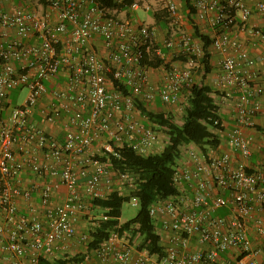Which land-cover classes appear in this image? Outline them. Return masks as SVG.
Instances as JSON below:
<instances>
[{
    "label": "built area",
    "instance_id": "2783aa9c",
    "mask_svg": "<svg viewBox=\"0 0 264 264\" xmlns=\"http://www.w3.org/2000/svg\"><path fill=\"white\" fill-rule=\"evenodd\" d=\"M158 1L171 23L177 24L175 3ZM45 2L56 13V24H51L49 14L39 16L22 8L0 11V116L12 90H28L24 104L0 119V212L4 216L0 252L9 264H38L40 257L55 258L58 250L66 251L77 238L76 222L87 214L84 198L103 199L112 192L124 195L134 188V176L113 171L108 160L99 158L117 156L113 147L127 146L142 155L159 150L157 133L136 118L133 99L153 104L158 98L164 105H178L183 90L193 85V70L203 55L201 45L190 34L165 40L168 54L186 61L171 64L154 87L143 59L151 52L164 59L166 54L157 47L154 32L147 26L133 25L97 0H85L86 4L81 0ZM193 6L196 20L213 15L210 26L224 29L216 33L211 48L221 57L222 82L237 93L235 124L226 133L225 142L238 156L248 159L254 153L252 139L244 137L242 130L252 126L256 114H263L258 98L264 88L255 85L256 74L247 72L254 60L229 29L235 20L245 24L254 12L264 17V0H257L253 9L243 0H193ZM141 7L150 10L139 1H134L130 10ZM245 31L264 44V31ZM9 33L13 38L4 46L1 40ZM31 35H36L38 42L25 44ZM93 39L102 40L106 59L86 48ZM59 74L65 77V85L52 92L55 103L46 118L54 121L65 115L61 139L28 122L46 93V82ZM111 79L129 94L118 91ZM99 140L98 149L94 143ZM258 149L263 155L264 147ZM184 158L172 178L179 194L149 209L157 233L166 241L163 256L145 252L133 259V246L113 234L90 253V259L96 264H130L131 260L133 264H264L263 164L248 171L243 161L229 154L208 156L192 146L184 149ZM25 168L43 184L21 189L18 183ZM61 188L66 192L64 200L52 204ZM35 194L42 217L31 209L28 218H19L16 200L28 202ZM131 201L137 204L136 199ZM224 208L229 212L226 217L216 214ZM257 212L261 217L255 218ZM251 221L262 241L251 240ZM88 238L85 233L77 239L87 242ZM192 244L198 249L191 250Z\"/></svg>",
    "mask_w": 264,
    "mask_h": 264
},
{
    "label": "trees",
    "instance_id": "16d2710c",
    "mask_svg": "<svg viewBox=\"0 0 264 264\" xmlns=\"http://www.w3.org/2000/svg\"><path fill=\"white\" fill-rule=\"evenodd\" d=\"M43 1L45 2V0ZM97 2L108 8L116 9L119 16V13L122 11H125L126 13L132 11L130 10V6L134 1L97 0ZM183 6L187 10V22L191 27L192 38L198 39L202 43L201 47L203 55L199 60V63L202 64L203 70L201 81L198 83L194 82L189 89L183 90L181 93V101L184 99L185 103L182 108L181 122L177 123L172 113L176 111L177 106L181 107L182 102L176 106H167L158 98L153 104L140 102L137 98H134V111L138 114L140 122L145 126L151 127L155 133H157V129L164 132L166 138L165 142L159 150L152 151L147 155L139 154L131 148L124 146L121 148L113 147L117 156L106 154L102 158H99L101 160H108L113 171L127 172L134 176V188L129 192H125L124 195H120L118 192H112L103 199L84 198L87 210L94 208L101 212V215L97 220H93L95 223H93L94 228L92 231L80 234L76 231L77 238L79 235L86 233L89 237L87 242H79L77 238L72 240V242L77 241L85 245L86 251L84 255L76 258H69L68 256H60L59 258H56L55 256V258L51 260L40 257L38 264H79L82 261L85 262L91 258L90 253L95 249H98L104 242L108 241L113 234H116L119 238L123 237L126 239L129 245H132L134 240L137 239V250L145 251L149 256H163L164 252L163 246H161L160 235L156 231L154 220L149 215L150 206L160 200L174 197L179 194V190L174 185L172 178L175 168L181 166L185 161L184 149L192 146L202 154L206 155L209 150H213L220 145L218 134L223 130L219 107L213 96L214 92L206 83V79L212 71L209 48H211L213 39H210L208 36L201 33L196 25V11L192 1L184 0ZM140 10L152 15V18L158 24L164 19L162 14L168 16L166 9V13L162 10L151 12L150 10L145 11L141 7L139 10L133 12L135 13ZM167 19H169V16ZM131 23L133 25H136L137 23L145 25L137 19L136 21H131ZM164 24H166V22ZM147 27L152 31L149 26ZM219 31L222 32L224 29L220 28ZM164 43L159 45L156 42V45L158 48H161L164 54H168V50L164 48ZM177 60L183 63L186 61V58L180 57L177 58ZM142 63L148 68L149 75L153 72H158L159 70L163 73L164 71H169L171 66V64H167V60L158 57L152 52L145 55ZM15 66L18 69L17 64H15ZM111 82L118 91L123 94H129L128 89L124 86L112 79ZM151 85H153V83H151ZM158 85L159 81L156 83V86H153L157 87ZM13 91L14 90H12L8 96L4 110L10 104L9 98ZM163 107H169L170 110L165 111ZM184 189L189 190L188 186ZM133 198L137 200V205L139 206L136 216L125 223H120L119 218L123 203L129 202ZM82 217H84V215L81 216L80 220ZM90 220L92 219L90 218ZM64 253L67 252L61 251L60 255H63Z\"/></svg>",
    "mask_w": 264,
    "mask_h": 264
},
{
    "label": "crops",
    "instance_id": "0c3cea01",
    "mask_svg": "<svg viewBox=\"0 0 264 264\" xmlns=\"http://www.w3.org/2000/svg\"><path fill=\"white\" fill-rule=\"evenodd\" d=\"M138 1V0H133ZM176 7L178 12V22H184L185 24H188L187 22V10L183 6L184 0H172ZM193 3V0H191ZM257 0H243L245 5H247L249 8L253 9L254 5ZM140 4H162L158 0H139ZM81 4H86L85 0H81ZM17 8H22L31 12L36 13L39 16H43L46 14L50 15V21L51 24H56L58 21L57 15L55 12L51 11L46 3L43 0H0V11H12ZM156 11V10H154ZM126 13L125 11H122L119 13V16L122 17L123 14ZM130 14V21H136V19L139 22L146 23L145 25L149 26L155 35V40L159 45H162L163 41L161 40L162 37H160V29L159 26L163 23V20L160 21L158 24L155 22V20L152 18V15L147 14L146 20H142L136 12L128 11ZM213 15H210L207 20H195L196 25L200 29V32L204 35L208 36L210 39H213L216 35V33L219 32L218 30H215L210 26L209 20L212 18ZM136 18V19H135ZM189 26V24H188ZM246 28H258L264 31V17L259 15L258 13H253L247 22L245 24L240 23L238 20L235 21L233 26L230 27L229 32L233 36H235L239 42L245 47V49L248 51V54L250 58L254 60V64L250 67H246L247 72L251 74H256L254 83L255 85L262 86L264 88V44L255 42L254 38H251L249 34L245 31ZM187 33L191 35V27L189 26L187 29ZM13 38V34L9 33L7 38H4L1 40L2 44L6 46V43L9 42ZM61 40H65V36L61 37ZM193 40L200 45L202 44L200 40L193 38ZM25 44L32 45L34 43L38 42V38L36 35H31L28 38L24 40ZM87 49L94 50L101 58L106 59L107 57V51L105 50L102 40L100 39H93L87 44ZM209 54H210V65H211V73L208 75L206 83L212 88L214 92V98L216 100V104L219 107V114L221 118V123L223 130L218 134L220 138V145L213 149L209 150L206 155L208 156H220L223 154H229L234 160L243 161L247 170L252 171L253 169H256L259 165L263 164V170H264V154L262 155V151L258 148L264 147V94L261 95L258 100L263 107V114L258 113L252 118V126L246 127L242 130V134L246 138L252 139L251 146L254 149L253 155L248 159H243L238 154L234 153L226 144L225 137L226 133H228L234 126V116H235V101L237 93L228 88L221 79V69L219 65V60L221 59L220 55L216 53L212 48H209ZM79 57V56H78ZM18 69H20V64L17 63ZM158 70V69H156ZM150 81L153 83L156 81V78L154 74H150ZM159 81V79H158ZM65 85V77L62 74H59L58 76L49 79L46 82V93L41 97V99L38 101L37 105L35 106L32 115L29 117V122L34 127L42 129L47 134L56 136L57 138L61 139L64 135V131L62 129V123L64 122V114H61V116L54 121H49L46 117L47 113L49 112V109L52 107V104L55 103V101L52 99V92L54 90H61L64 88ZM18 91L14 90L13 92ZM13 92L10 95L9 101L10 104L6 107L3 114L0 116V119H5L8 117L11 108L12 107H18L13 106ZM16 94H14L15 96ZM228 95V96H227ZM25 101V100H24ZM24 104V102H23ZM22 104V105H23ZM21 106V105H20ZM99 141H96L94 143L95 148H97ZM96 144V145H95ZM18 156V154H17ZM19 159L22 160L18 156ZM43 180L36 176L35 174L31 173L27 168L22 172L20 177V182L18 185L21 189L30 188L32 185H42ZM188 191V190H186ZM66 196V192L64 189H60L56 192L54 195V198L52 200V204L60 203L64 200ZM16 207H17V214L19 218H28L31 215V209H34L36 215L38 217H42L41 208L39 206V198L35 194L30 201H25L22 198H18L16 200ZM227 209H221L220 211H217L216 214L220 216H227L228 215ZM255 218H259L260 213H255ZM4 222V216L0 212V224ZM255 223L254 221H251L248 223V227L250 228V238L253 242L262 241L258 236L255 234ZM76 231L79 233L80 230H83L84 222L80 219L76 222ZM123 237H121V241H125ZM165 239H161V246L165 245ZM264 243V242H263ZM134 252H133V259L139 255L144 254L145 251H138L137 248H135V244L132 245ZM60 247V246H59ZM61 249V247L59 248ZM191 250L198 249L197 245L195 246L192 244L190 246ZM61 254V250H58V253L56 254V258H59ZM225 255H223L224 257ZM262 259V257H259ZM92 262H95L94 259H88L85 261V264H93ZM0 264H9V261L6 259V257L0 252ZM110 264H114L110 262ZM130 264H133V260H131Z\"/></svg>",
    "mask_w": 264,
    "mask_h": 264
},
{
    "label": "rangeland",
    "instance_id": "374dc122",
    "mask_svg": "<svg viewBox=\"0 0 264 264\" xmlns=\"http://www.w3.org/2000/svg\"><path fill=\"white\" fill-rule=\"evenodd\" d=\"M148 5L150 7L151 12H154V10H156V11L162 10L163 12L165 11V9H163V6L161 4H157V5L156 4L155 5L154 4H148ZM165 13H166V11H165ZM136 14L142 20H146V18H147V14L141 10L137 11ZM162 17L164 18L163 23L166 22V24H164V25L161 24L159 26L160 37H162L161 40L163 41V43L166 39L173 38L174 36H177V34H182V33L188 34L187 33L188 32L187 29L189 27L188 24H185L184 22H177V24H172L171 21L169 19H167L168 16L166 14H162ZM121 18L129 21L131 17H130V14L124 13ZM144 24H146V23H144ZM163 26H164V28H163ZM165 60H167V64H169V65L170 64H175V65L179 64V61L177 60V58H172L170 54H166ZM202 70H203L202 64L199 63V67L193 70L194 82L198 83L201 81ZM162 73L163 72L161 70H159L158 72L152 73V74H154V76L156 78V81L153 82V85L156 86V83H158V79L161 78ZM14 94H16V95L14 96ZM27 94H28V90L26 88L19 89L18 91L13 92V96H12L13 106L14 105L15 106L22 105L24 100L26 99ZM181 102H182L181 107L177 106L176 111L174 113H172L174 115L175 121L177 123L181 122L182 108L184 107V104H185L184 99H182ZM159 110H162V109H159ZM164 110L169 111L170 108L165 107ZM135 116L138 120H140L138 114H135ZM157 135L159 137V146H160L159 149H160L161 146L163 145V143L165 142L166 138H165L164 132H162L161 130H158V129H157ZM98 146H100V143L98 144ZM97 148L99 149L100 147H97ZM138 210H139V206L137 204L133 205L132 201L123 203V205L121 207V214H120L119 222L125 223V222L133 219L136 216ZM86 213H87V215H84V217H82V219H81V221L84 222L85 228L83 230H80L79 234L83 233V232L87 233L89 231H92L94 228L93 223H95L93 220H97V218L101 215V212L98 209H94V208L86 210ZM90 218L92 220H90ZM134 244H135L134 247L137 248V245H138L137 239H135L134 242L132 243V245H134ZM85 251H86L85 245L76 241V242H72L67 247V249H66L67 253H64L63 255H60V256H68L69 258H73V257L76 258V257L84 255ZM92 263L94 264L95 262H92ZM79 264H85V263H84V261H82Z\"/></svg>",
    "mask_w": 264,
    "mask_h": 264
}]
</instances>
